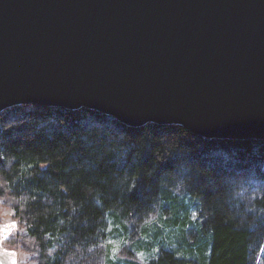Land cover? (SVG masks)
<instances>
[{
	"label": "trees",
	"instance_id": "16d2710c",
	"mask_svg": "<svg viewBox=\"0 0 264 264\" xmlns=\"http://www.w3.org/2000/svg\"><path fill=\"white\" fill-rule=\"evenodd\" d=\"M0 203L23 264H100L111 219L141 237L126 264H264V141L18 106L0 115Z\"/></svg>",
	"mask_w": 264,
	"mask_h": 264
},
{
	"label": "water",
	"instance_id": "95a60500",
	"mask_svg": "<svg viewBox=\"0 0 264 264\" xmlns=\"http://www.w3.org/2000/svg\"><path fill=\"white\" fill-rule=\"evenodd\" d=\"M28 105L264 141V0H0V115Z\"/></svg>",
	"mask_w": 264,
	"mask_h": 264
},
{
	"label": "rangeland",
	"instance_id": "374dc122",
	"mask_svg": "<svg viewBox=\"0 0 264 264\" xmlns=\"http://www.w3.org/2000/svg\"><path fill=\"white\" fill-rule=\"evenodd\" d=\"M156 217H158V215L153 216L149 220V222H156ZM113 222L114 221H112V219L109 220V231L112 234L110 235L109 240L104 245L103 250H105V253L102 259H100V264H108L105 262L106 258H110L111 260H114V262L123 261L122 264H126L125 249L130 248L133 243H138L141 239L139 235L135 234L132 238L126 240L123 236L120 235L123 232V228L120 227L119 224H115ZM13 223L16 225L15 227H11ZM17 227L18 226L16 221L14 220V214L12 210L0 203V264H23V262H25L26 260V255L24 256L16 248H11L6 244V240L18 231ZM140 228L142 227L140 226L138 229L140 230ZM151 229L152 232L156 230L155 227H152ZM153 238L154 237L152 236V238L150 237L144 240L149 243ZM143 255L144 254L139 255V260L137 258L131 259H136V262H141L144 258Z\"/></svg>",
	"mask_w": 264,
	"mask_h": 264
},
{
	"label": "snow or ice",
	"instance_id": "6c2138e0",
	"mask_svg": "<svg viewBox=\"0 0 264 264\" xmlns=\"http://www.w3.org/2000/svg\"><path fill=\"white\" fill-rule=\"evenodd\" d=\"M16 225L13 223L12 225H11V227H15ZM5 238H7V237H5ZM156 251H159V250H156Z\"/></svg>",
	"mask_w": 264,
	"mask_h": 264
}]
</instances>
